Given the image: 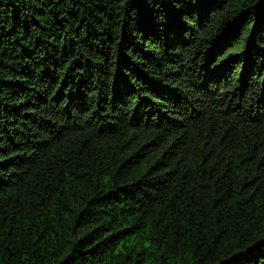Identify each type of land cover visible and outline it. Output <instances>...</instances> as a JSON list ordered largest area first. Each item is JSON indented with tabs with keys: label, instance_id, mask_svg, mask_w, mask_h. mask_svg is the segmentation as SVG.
<instances>
[{
	"label": "trees",
	"instance_id": "16d2710c",
	"mask_svg": "<svg viewBox=\"0 0 264 264\" xmlns=\"http://www.w3.org/2000/svg\"><path fill=\"white\" fill-rule=\"evenodd\" d=\"M0 264H264V0H0Z\"/></svg>",
	"mask_w": 264,
	"mask_h": 264
}]
</instances>
